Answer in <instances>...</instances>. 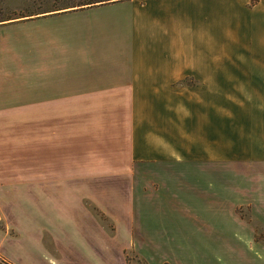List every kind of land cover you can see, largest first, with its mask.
<instances>
[{
	"label": "crops",
	"instance_id": "0c3cea01",
	"mask_svg": "<svg viewBox=\"0 0 264 264\" xmlns=\"http://www.w3.org/2000/svg\"><path fill=\"white\" fill-rule=\"evenodd\" d=\"M5 118L29 119L28 156L0 162L14 167L5 181L30 182L31 198L51 196L50 183L69 194L71 182L135 162L264 165V0H123L2 20L0 126ZM101 140L92 155L108 160L105 170L100 161L88 170L83 144ZM256 203L264 220V199ZM45 210L71 215L78 233L57 226L78 236L77 248L99 242L100 225L79 207ZM145 231L141 243L160 242ZM134 233L129 226L130 245ZM237 243L227 264H261L255 232L228 245Z\"/></svg>",
	"mask_w": 264,
	"mask_h": 264
},
{
	"label": "rangeland",
	"instance_id": "374dc122",
	"mask_svg": "<svg viewBox=\"0 0 264 264\" xmlns=\"http://www.w3.org/2000/svg\"><path fill=\"white\" fill-rule=\"evenodd\" d=\"M67 1L0 0V19L79 10ZM1 121L0 159L28 156L29 134L24 127L29 119ZM83 145L86 169L89 170L86 162L100 161L101 169L106 166L108 160L92 155L97 145L105 147L103 140L86 141ZM98 155L103 157L104 152ZM73 156L75 152L71 151ZM2 163L0 261L4 264H227L233 259L228 257L238 255L237 250L242 247L228 243L243 233L255 232L257 241L264 242V230L260 228L264 220L256 203L264 199V165L255 164L252 157L207 164L135 162L131 167L119 166L117 174L103 175L94 182H71L69 194L50 183L48 198H31L30 182L24 178L19 182L5 181L14 167ZM22 173L28 174V167L26 170L23 167ZM47 206L79 207L84 220L100 225L94 231L99 242L80 248L74 246L73 242L80 245L78 236L72 230L69 233L66 228L58 227L57 222L73 226L75 220L62 212L49 211L44 215ZM34 208L38 213L33 212ZM142 225L146 236L159 238V245L149 239L145 243L137 239ZM129 226L134 227V245L126 239ZM81 247L86 248L84 252L78 250ZM251 247L252 254L254 249L261 252V264H264V244Z\"/></svg>",
	"mask_w": 264,
	"mask_h": 264
},
{
	"label": "trees",
	"instance_id": "16d2710c",
	"mask_svg": "<svg viewBox=\"0 0 264 264\" xmlns=\"http://www.w3.org/2000/svg\"><path fill=\"white\" fill-rule=\"evenodd\" d=\"M59 1H61V0H59ZM119 1H123V0H68L67 4L68 5H72V7L78 6L79 9H85V8H90V7H94V6H98V5L115 3V2H119ZM62 9H66V8H60L59 10H62ZM48 12L49 11L31 13V14H28V15H21V16L16 17V18L0 19V22L2 20H15L17 18H29V17L35 16V15H40V14L43 15V14H46ZM61 12H64V11H61ZM0 264H4V262L0 261ZM165 264H167V263H165Z\"/></svg>",
	"mask_w": 264,
	"mask_h": 264
}]
</instances>
